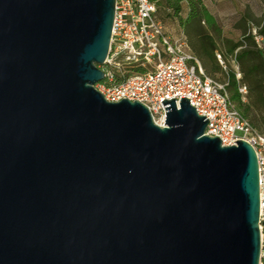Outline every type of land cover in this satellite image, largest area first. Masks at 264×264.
<instances>
[{
    "label": "water",
    "instance_id": "water-1",
    "mask_svg": "<svg viewBox=\"0 0 264 264\" xmlns=\"http://www.w3.org/2000/svg\"><path fill=\"white\" fill-rule=\"evenodd\" d=\"M115 5L0 0V264H259L253 146L95 89Z\"/></svg>",
    "mask_w": 264,
    "mask_h": 264
},
{
    "label": "built area",
    "instance_id": "built-area-1",
    "mask_svg": "<svg viewBox=\"0 0 264 264\" xmlns=\"http://www.w3.org/2000/svg\"><path fill=\"white\" fill-rule=\"evenodd\" d=\"M114 24L109 56L100 68L105 80L95 85L107 102L123 99L144 105L155 124L163 128L165 110L161 101L186 97L199 116L209 122L205 135L218 137L223 147L234 141L253 146L258 161L260 190V260L264 264V133L243 117L231 101L228 82L205 73L191 53L184 34L174 36L164 29L154 0H115ZM219 63L226 71L220 55ZM243 102L247 87L238 83Z\"/></svg>",
    "mask_w": 264,
    "mask_h": 264
},
{
    "label": "rangeland",
    "instance_id": "rangeland-1",
    "mask_svg": "<svg viewBox=\"0 0 264 264\" xmlns=\"http://www.w3.org/2000/svg\"><path fill=\"white\" fill-rule=\"evenodd\" d=\"M202 2L209 14L213 15L215 25L208 27L202 22L203 26L199 28L206 31L219 45L217 53H215V61L209 62L213 72L208 71L203 64L204 60L207 59L206 57L204 59V56L201 57L197 54L195 57L200 60L205 73L212 78L225 83L229 80V73H234L237 83L241 87H247V93L243 99L245 106L243 112L245 110V117L258 131L264 133V36L260 34L264 25V0H202ZM157 13L167 33L174 36L184 34L188 44L190 42L197 45L191 27L197 28L198 24H192L188 27L190 30L187 31L181 26L179 19L172 16L171 10L166 9L164 5L159 4ZM187 14L188 3L184 2L181 15L186 18ZM189 31L190 37L187 33ZM246 38H254V40H246ZM227 41L236 44L244 41L241 52L247 50L255 53L258 50L262 54L263 60L246 58L243 63H238L235 58L236 53L224 58L222 51L228 49L229 43ZM218 55L221 56L226 71L220 65ZM261 62L263 66H258L257 71L250 72L251 68Z\"/></svg>",
    "mask_w": 264,
    "mask_h": 264
},
{
    "label": "trees",
    "instance_id": "trees-1",
    "mask_svg": "<svg viewBox=\"0 0 264 264\" xmlns=\"http://www.w3.org/2000/svg\"><path fill=\"white\" fill-rule=\"evenodd\" d=\"M155 1V0H154ZM158 6L164 5L165 8L171 10L172 16L179 19L181 26L188 31V27L192 24H198L197 28L191 27V32L197 40V45H193L189 42L190 48L194 50L196 54L202 55L206 57L210 62L215 61V50L218 47V44L215 42L213 37H211L206 31H203L199 27L202 28V22L207 24L208 27H212L215 25V20L212 14H209L207 9L205 8L202 0H157ZM188 3V16L183 18L181 13L183 10V3ZM158 16V13H157ZM160 19V16H158ZM190 30V29H189ZM190 37V31L187 32ZM260 34L264 36V25L263 29L260 31ZM193 37V36H192ZM246 40H254V38H246ZM227 43H231V46L228 47L229 53L228 55H233L236 53V60L238 63H243V60L246 58H259L263 60L262 54L257 50V52L253 53L247 50H243L241 52L244 41L236 44L231 41H227ZM258 66H263L261 62L259 65L251 68L250 72H255L258 70ZM247 71V73H248ZM228 93L230 95L231 101L236 105L237 110L240 114L245 117L246 111L244 109L243 102L241 101V96L238 91V83L236 80V76L234 73H229V85H228ZM242 111V112H241ZM247 118V117H246ZM248 119V118H247Z\"/></svg>",
    "mask_w": 264,
    "mask_h": 264
},
{
    "label": "crops",
    "instance_id": "crops-1",
    "mask_svg": "<svg viewBox=\"0 0 264 264\" xmlns=\"http://www.w3.org/2000/svg\"><path fill=\"white\" fill-rule=\"evenodd\" d=\"M219 46V45H218ZM231 46V43H230V45H229V47ZM218 48V47H217ZM190 51H191V53L194 55V56H196L195 54V52H194V50L192 49V48H190ZM215 53H217V49L215 50ZM228 53H229V50L227 49V50H224V51H222V54H223V56H224V58H226L227 56H228ZM197 55H199V54H197ZM201 57H203L202 55H200ZM204 59H205V57H204ZM207 60V59H206ZM206 60H204V66H205V68L208 70V71H210V72H213V70H212V67H211V63H209L210 61H206Z\"/></svg>",
    "mask_w": 264,
    "mask_h": 264
}]
</instances>
